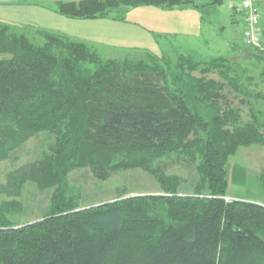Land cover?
Listing matches in <instances>:
<instances>
[{"label":"trees","instance_id":"obj_1","mask_svg":"<svg viewBox=\"0 0 264 264\" xmlns=\"http://www.w3.org/2000/svg\"><path fill=\"white\" fill-rule=\"evenodd\" d=\"M224 1L59 0L56 12L125 21L130 9L155 6L196 9L205 22ZM35 34L41 40L0 22V159L32 133L54 134L51 153L29 174L52 194L42 217L24 224L9 218L20 200L0 202V264H264V204L226 200L230 159L241 147L264 145V93L253 88L264 83V45L242 39L232 55L147 49L115 58L89 40L52 29ZM171 152L198 160L191 192L161 176L162 193L85 207L69 192L72 169L90 167L103 179L153 172Z\"/></svg>","mask_w":264,"mask_h":264},{"label":"rangeland","instance_id":"obj_2","mask_svg":"<svg viewBox=\"0 0 264 264\" xmlns=\"http://www.w3.org/2000/svg\"><path fill=\"white\" fill-rule=\"evenodd\" d=\"M36 1L0 4V22L9 31L25 34L34 42L41 40L35 34L39 28L52 29L78 39L94 40L101 55L115 58L139 56L147 49L158 54L194 53L199 57L232 55L231 44L243 43L241 0H225L218 7L216 15H213L215 10L211 8L208 13L212 14L205 22L196 9L167 10L155 6L130 9L125 21L115 20L113 15L100 19H72L51 10L49 3L45 5L42 1ZM257 1L263 26L261 45H264V0ZM234 6L235 21H232ZM242 58L248 61L246 55ZM207 76L221 80L215 73ZM253 88L264 93V83ZM224 93L230 101L243 108V117L249 118L248 105L242 103V97L236 96L228 86ZM55 138L49 131L32 133L0 159V202L17 199L22 203L21 209L9 215L16 223L39 219L49 205L52 190L43 189L29 174L46 154L51 153ZM153 164V172L144 168L128 169L112 172L105 179L90 167L72 169L69 172V192L76 198L78 206L85 207L109 201L121 194L162 193L164 186L160 176L177 183L181 192L193 190L194 179L198 177V160L192 162L181 152H171ZM230 177L227 201L242 197L264 204V145L241 147L230 159Z\"/></svg>","mask_w":264,"mask_h":264},{"label":"built area","instance_id":"obj_3","mask_svg":"<svg viewBox=\"0 0 264 264\" xmlns=\"http://www.w3.org/2000/svg\"><path fill=\"white\" fill-rule=\"evenodd\" d=\"M240 10L244 20V43L248 46L260 47L263 39V29L258 1L241 0Z\"/></svg>","mask_w":264,"mask_h":264},{"label":"crops","instance_id":"obj_4","mask_svg":"<svg viewBox=\"0 0 264 264\" xmlns=\"http://www.w3.org/2000/svg\"><path fill=\"white\" fill-rule=\"evenodd\" d=\"M23 0H0V4H9V5H12V4H19L20 2L21 3H24L22 2ZM34 2H37L36 0H33ZM38 1H42L43 4L47 5L48 3L52 6L50 9L51 10H54L56 12V4L58 3L59 0H38ZM175 10V9H174ZM59 14V13H58ZM68 17V16H66ZM68 18H71V17H68ZM73 19V18H72ZM97 19H100V18H97ZM91 41L92 43L94 44H97L94 40H89ZM240 199H243L242 197H239Z\"/></svg>","mask_w":264,"mask_h":264}]
</instances>
